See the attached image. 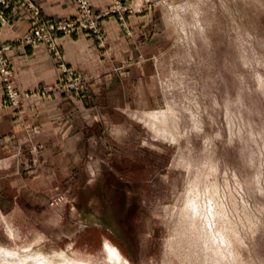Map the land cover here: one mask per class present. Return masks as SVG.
I'll return each instance as SVG.
<instances>
[{"label": "rangeland", "instance_id": "rangeland-1", "mask_svg": "<svg viewBox=\"0 0 264 264\" xmlns=\"http://www.w3.org/2000/svg\"><path fill=\"white\" fill-rule=\"evenodd\" d=\"M24 2L34 22L19 41L46 45L58 77L22 93L0 40L10 72L8 80L0 64V111H17L30 144L0 145V264H23L19 254L31 250L52 264H187L185 253L199 256L200 233L184 221L194 198L201 222L220 227L232 245L227 262L264 264V0H109L103 9L89 0L87 18L75 0L78 13L68 19ZM112 18L136 52L93 84L66 62L57 39L86 33L107 56ZM37 31L50 37L38 40ZM50 93L70 105L76 145H65L68 127L40 144L22 114L23 99ZM155 115L161 134L149 123ZM113 245L121 262L108 257ZM201 251L215 264L210 248Z\"/></svg>", "mask_w": 264, "mask_h": 264}, {"label": "crops", "instance_id": "crops-1", "mask_svg": "<svg viewBox=\"0 0 264 264\" xmlns=\"http://www.w3.org/2000/svg\"><path fill=\"white\" fill-rule=\"evenodd\" d=\"M31 1L39 7L42 15L55 19L72 18L78 13L75 0ZM90 1L97 9H103L109 4V0ZM138 21H142L141 16L131 20V26L135 30L138 28ZM33 22L34 15L24 0H12L0 23V40L9 45L7 55L13 67L14 82L22 93L42 86H53L58 77V70L46 45H25L19 41V38L32 28ZM105 31L108 42L107 56L98 47L95 39L86 33L64 35L57 39L66 62L86 75L93 84L102 80L98 75L112 76L113 68L120 66L121 61L136 52L134 44L127 40L117 19L106 21ZM3 99L4 90L0 79V101ZM21 104L24 110L22 114H25L33 128L41 133L43 142L40 144L49 145L46 140L50 135L58 136L61 129L68 127L65 132L68 141L65 145H76L72 132L75 128L74 120L69 118L75 116L72 115V109L64 96L57 93H50L47 97L36 95L23 99ZM87 114L86 121L93 122V116ZM16 117L17 111L12 107L0 111V145H30L28 132L22 121H18ZM52 144L61 143L58 141L57 144Z\"/></svg>", "mask_w": 264, "mask_h": 264}, {"label": "bare ground", "instance_id": "bare-ground-1", "mask_svg": "<svg viewBox=\"0 0 264 264\" xmlns=\"http://www.w3.org/2000/svg\"><path fill=\"white\" fill-rule=\"evenodd\" d=\"M155 112V111H154ZM154 115V113H153ZM148 117V116H147ZM146 117V119H147ZM149 119V117H148ZM155 121H151L149 122L153 129L157 132V133H160L163 129V122L164 120H160V116L158 115H155L154 117ZM161 134V133H160ZM214 186V185H212ZM203 188V187H202ZM198 189V188H197ZM213 189V188H212ZM211 188L209 190H212ZM206 190L207 187H206ZM218 190V189H217ZM197 191V190H196ZM203 191V190H202ZM205 191V189H204ZM198 192V191H197ZM200 192V191H199ZM196 193V192H195ZM206 193V192H205ZM204 193V194H205ZM212 193H216L215 191ZM193 194V193H192ZM200 195V193H198ZM208 194V191L207 193ZM198 195V197H199ZM210 195V193H209ZM204 196V195H202ZM211 196L213 197V194H211ZM205 197V196H204ZM208 198V196H207ZM215 198V197H213ZM213 198L209 199L213 202ZM204 202H205V198H204ZM206 203V202H205ZM210 203V202H209ZM214 203V202H213ZM211 205V204H210ZM222 205V204H221ZM224 205V204H223ZM222 205V206H223ZM213 206V205H212ZM226 207V206H225ZM187 210L189 209H192L193 212H194V215H192L190 212H188L187 210L186 211V215L184 217V221H185V225L186 227L190 228L193 230V233H196V232H199L200 235L197 237L198 239V242L197 243V248H199V256L195 258L192 257V255L188 252L185 253V259L189 262L187 264H207V262L210 263V259L209 258H212V256H210L209 258L207 257H204L203 254H202V249H204L205 246H207L208 248H210L211 250V255H216L217 257H214L213 258H217L216 261H215V264H233V261L232 263L231 262H227L225 260L226 258V255L225 253L227 251H229V253L233 256L235 255L234 254V249L232 247V245L230 243H228L227 239L225 236H223L224 234V231L222 229H220V227L216 230H214V227L212 226L213 224H210L209 222V225H207L205 222H201L200 218L201 216H204L203 215V211L201 210L199 204H198V200L196 198H194L193 200H189L188 203H187V206H186ZM182 212V211H181ZM218 213V211H216ZM216 212H212L211 211V214L212 215H215L217 214ZM226 213V212H225ZM176 214V213H175ZM210 214V213H209ZM231 214V213H230ZM182 216V214H180ZM232 215V214H231ZM224 216V215H223ZM177 217V216H176ZM207 218V217H206ZM181 219V218H180ZM229 219V218H228ZM179 220V219H178ZM183 220V218H182ZM205 220V219H204ZM232 221V220H230ZM229 221V222H230ZM175 222V220H174ZM179 222V221H178ZM214 222V221H213ZM212 222V223H213ZM236 222V221H235ZM181 223V222H180ZM232 224V223H231ZM234 224V223H233ZM183 225V224H182ZM181 226V225H180ZM237 226V225H236ZM182 227V226H181ZM183 228V227H182ZM188 230V229H187ZM231 233V232H230ZM183 235L181 234L179 236V238H183L182 237ZM220 242H219V241ZM179 242V241H178ZM191 245L194 244V240L191 241L190 243ZM183 246V245H182ZM215 246V247H213ZM177 247V246H176ZM110 248V253H109V259L111 261H113L114 263H117V262H121L122 259H124L123 257V252L121 251L120 247L118 246H109ZM187 252V251H186ZM196 253V252H195ZM24 255H21V253L19 254L21 260H23V264H52V261L49 259V258H43L38 254L39 253H35V250H31V251H26L23 253ZM194 256V254H193ZM182 258V257H181ZM183 259V258H182ZM209 259V261H208ZM126 260V259H125ZM128 260H126L127 262ZM83 264H87V263H83ZM89 264H93V263H89Z\"/></svg>", "mask_w": 264, "mask_h": 264}, {"label": "built area", "instance_id": "built-area-1", "mask_svg": "<svg viewBox=\"0 0 264 264\" xmlns=\"http://www.w3.org/2000/svg\"><path fill=\"white\" fill-rule=\"evenodd\" d=\"M9 2H10V0H0V11H1L2 7L8 5ZM80 2H81L82 9L85 11L84 12L85 13V18H87L88 13L90 12L89 0H80ZM0 14H1V12H0ZM93 23H91L90 26L92 28H96L97 24L96 23L93 24ZM74 26H75V24H72V27H74ZM36 36H37L38 40L39 39L44 40V39H47L48 37H50V34L49 35H44L41 31H37L36 32ZM0 64L2 66V73L7 77V79L10 78L9 77L10 72L8 70V66H6V61L4 60L3 56H1V58H0ZM64 71L67 72L66 67H64ZM11 96L14 98L16 96V94L13 91H11Z\"/></svg>", "mask_w": 264, "mask_h": 264}]
</instances>
